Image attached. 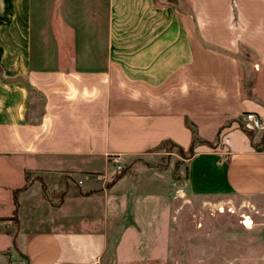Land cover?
<instances>
[{"label":"crops","instance_id":"obj_1","mask_svg":"<svg viewBox=\"0 0 264 264\" xmlns=\"http://www.w3.org/2000/svg\"><path fill=\"white\" fill-rule=\"evenodd\" d=\"M260 76L264 0H0V158L19 161L25 183L29 172L105 171L168 143L189 151L197 137L193 194L264 198V147L241 128L254 113L255 141L264 133ZM125 185L87 197L90 220L74 196L73 215L27 233L29 264H99L122 224L109 197ZM137 234L126 226L122 238Z\"/></svg>","mask_w":264,"mask_h":264},{"label":"rangeland","instance_id":"obj_2","mask_svg":"<svg viewBox=\"0 0 264 264\" xmlns=\"http://www.w3.org/2000/svg\"><path fill=\"white\" fill-rule=\"evenodd\" d=\"M258 80L264 85L263 76ZM260 93L264 95V88ZM188 159V151L168 143L156 156L112 157L105 171L29 172L24 183L26 172L20 162L0 158V264H29L27 233L47 229V222L73 215L69 207L74 196L84 199L82 206L88 208L84 213L90 220L92 206H86V198L105 194L120 183H127L130 192L119 198L110 194L109 202L112 212L115 200L122 203L117 211L122 224L99 264H264V198L193 194L187 185ZM168 171L171 173H164ZM145 182H161L164 189L137 193L134 186ZM16 189L23 190L14 215ZM66 199L64 214L59 208ZM98 214L102 215L101 207ZM126 226L139 234L124 240Z\"/></svg>","mask_w":264,"mask_h":264},{"label":"trees","instance_id":"obj_3","mask_svg":"<svg viewBox=\"0 0 264 264\" xmlns=\"http://www.w3.org/2000/svg\"><path fill=\"white\" fill-rule=\"evenodd\" d=\"M241 128L244 132H246L248 134V136L251 138L252 140V144L253 146L256 148V149H261L264 147V133L260 136L259 140L258 141H255V135H254V130L255 129H250V128H246L245 126L241 125ZM198 143H201V141L197 138V137H194V140H193V143L189 149V158H191L194 154V150H195V146L198 144ZM172 145V144H171ZM172 146H175V145H172ZM177 147V146H175ZM163 148V147H162ZM178 149L182 150L180 147H177ZM29 174H27V177L29 178ZM25 189V187L23 188ZM23 189H16L13 193V202H14V205H15V209H14V215H17L18 213V209H19V194L21 193V191ZM16 239L14 238L13 239V244L15 245L16 244Z\"/></svg>","mask_w":264,"mask_h":264},{"label":"built area","instance_id":"obj_4","mask_svg":"<svg viewBox=\"0 0 264 264\" xmlns=\"http://www.w3.org/2000/svg\"><path fill=\"white\" fill-rule=\"evenodd\" d=\"M246 120L251 123V128L250 129L257 130V129L261 128L260 121H259V119L256 117V115L254 113H248L246 115ZM115 161H117V159Z\"/></svg>","mask_w":264,"mask_h":264}]
</instances>
